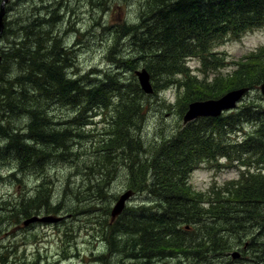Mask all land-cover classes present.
<instances>
[{
    "label": "trees",
    "instance_id": "16d2710c",
    "mask_svg": "<svg viewBox=\"0 0 264 264\" xmlns=\"http://www.w3.org/2000/svg\"><path fill=\"white\" fill-rule=\"evenodd\" d=\"M21 3L29 6L26 18H9ZM65 3L66 0H8L5 5L0 42L11 32L20 34L10 40L7 48L0 49V164L9 159L15 162L10 178L18 181L19 173L42 166L45 159L54 158L55 152L70 151L69 141L84 136L79 126L91 124L90 117L99 115L102 137L94 143L95 153L92 159L89 157L87 169L98 170L101 175L97 185L93 187L91 183L88 190L95 194L97 186L109 184L121 164L132 190L145 191L163 205L160 214L117 216L120 220L112 225L110 235L121 231L128 234L122 247L133 258L147 260L156 251L167 255L169 251H162L172 248H178L181 255L224 254L234 246L229 237L221 234L226 229L231 231L230 237L237 236L240 241L241 230L253 222L264 228V174L260 173L264 167H259L264 166V111L254 110L259 107L253 106V100L246 101L253 107H242L236 113L182 125L169 138L147 149H143L138 136L153 112L150 108L159 104L151 95L173 86L177 82L175 75L182 76L178 87H185L182 100H188L182 114L193 101L216 99L238 88L259 89L264 83V47L233 63L234 69L227 75L217 72L212 83L188 74L185 61L197 58L206 68L209 59L213 69L222 68L227 59L214 49L239 39L247 31L264 28V0H141L138 21L119 27L121 38L131 36L128 45L134 49L122 63L126 68L140 63L146 69L152 94L143 93L139 85L129 84L119 76V65L102 76L94 74L98 73L95 69L79 74L75 53L62 47L69 28H65ZM13 23L17 25L14 29ZM40 26L44 29L37 32ZM111 57L109 54V61ZM112 60L120 62L114 56ZM12 68L21 74L7 79ZM48 101L65 110V120L59 121L53 115ZM244 122L250 123L253 131L243 132L241 141L236 142L226 136V142V129ZM223 157L225 163L241 171L237 182H226L225 189L213 184L205 193L187 184L194 169L204 164L218 166V159ZM254 170L258 172L252 174ZM40 180L32 197L19 195L0 201L3 220L14 219L15 229L21 227L18 218L27 219L33 211L56 213L57 207H51L49 182L46 177ZM181 224L195 227V237L187 240L184 232L176 229ZM247 240L249 244L243 250L264 256V241ZM10 248L5 247L0 264L14 263Z\"/></svg>",
    "mask_w": 264,
    "mask_h": 264
},
{
    "label": "rangeland",
    "instance_id": "374dc122",
    "mask_svg": "<svg viewBox=\"0 0 264 264\" xmlns=\"http://www.w3.org/2000/svg\"><path fill=\"white\" fill-rule=\"evenodd\" d=\"M140 1L95 0L91 3L87 0H66L65 28L66 25L69 28H67L68 34L65 36L66 43L63 42L64 46L62 45V47L69 48L73 54L75 53L80 75H86L95 69L98 73L94 74L102 76L104 73L115 71L116 65H119V76H123L122 78L129 84L136 83L138 85L134 71L144 67L137 63L134 67L126 68L122 63L126 61L127 55L134 52V49L128 45V39L132 41L131 36H127L128 38L122 36L121 38L119 27L122 24L133 25L138 21L140 12L138 3ZM22 5L15 6L11 11L13 14H10L9 18L19 17V21L24 20L29 6ZM37 7L38 5L33 6V8ZM15 26L17 25L13 23L11 28L14 29ZM41 29H44V26H40L36 31L39 32ZM74 30L76 33L73 32ZM12 33L1 40L0 49L7 48L11 39L20 36L18 32ZM262 47H264V28L253 29L245 32L239 39L227 41L214 49V52L220 53L227 59L224 60L222 68L213 69L209 59L206 60L205 68L197 58L186 59L185 68L187 73L195 76L198 81L206 80L212 83L218 76L217 72L222 73L223 76L227 75L233 71V63ZM109 54L120 62L115 63L112 57L109 61ZM214 56L219 57L218 55ZM19 74L21 72L12 68L7 79H12ZM174 79L177 82L173 86L159 89L154 95H151L153 102H159V104L150 108V111L153 112L148 117L146 124H143L142 129L139 130L138 136L142 141L143 149H147L148 145L157 144L161 139L169 138L173 131L180 129L183 125L182 106L188 100L186 98H184V102L182 100L185 87H178V83L182 82V76L175 75ZM250 99L253 100L254 107H259L254 110L264 111V99L258 89L249 91L236 109L224 113V116L236 113L242 107L252 106L251 103L246 102ZM44 101L42 98V102ZM48 103L51 108L49 110L59 118V121L66 119L64 117L66 116L65 110L55 102L48 101ZM32 105L35 106V103ZM88 114L92 115V113ZM89 120L91 124L79 126L81 132H84V136L69 141L70 151L55 152L54 158L45 159L42 166L37 165V167H31L27 171L19 173L18 181L10 178V173L16 166L12 159L0 164V201L15 199L19 195L32 197L42 181L40 178L46 177L52 196L51 207H57V211L53 214H46L43 210L33 211L30 217L51 215L62 218L57 223L36 222L25 228L14 230V219L4 221L2 206H0V258L4 257L5 247L9 246L11 248L8 251L14 253L13 264H26V262L28 264H141L144 262L139 259V256L133 258L131 253L128 254V250L122 247V243L129 238L128 234L121 231L110 235L112 225L120 220L117 217L114 224L111 225L110 212L118 198L128 190L133 191V194L127 200L119 217L125 216V214L137 216L141 212L144 215L160 214L163 205L145 191L132 190L128 173L121 164L117 165L109 184L97 186L93 192L95 194L88 190L91 183L93 187L97 185L101 175L100 171H89L87 168L90 167L89 157L92 159L95 153L94 143L102 137L100 133L103 126L99 115L90 117ZM16 123L19 124V121ZM250 126V123L244 122L233 128H227L225 141L226 136L232 142L241 141L243 132L253 131ZM2 142L0 140V144ZM225 162L223 157L217 162L220 167L215 166V163L199 166L190 173L187 184L199 193L209 191L213 184L225 189L226 182H237L241 177V171L238 168ZM259 167L263 169L264 166L259 165ZM256 172L258 171L254 170L252 174H256ZM260 173L264 174V169ZM24 220L25 218H18V225ZM257 223L253 222L251 227L242 228L240 238L242 240L240 241H237V236L230 237L232 234L228 229L221 233L223 236L229 237L230 243L234 245L229 252L224 254L181 255L178 253L180 251L178 248H172L162 251V253L169 251L167 255H159L156 251L154 256L147 257L148 260L145 264H264L262 254H251L250 251L243 250L244 246L249 244L250 240L247 239L254 237L253 235H258L255 237L257 240L264 241V228L259 227ZM176 229L182 230L187 240H191L197 234L195 227L185 224L177 226ZM233 251L240 253V257L236 260H232L229 256ZM160 256L169 258H159ZM151 257L154 258L151 259Z\"/></svg>",
    "mask_w": 264,
    "mask_h": 264
},
{
    "label": "water",
    "instance_id": "95a60500",
    "mask_svg": "<svg viewBox=\"0 0 264 264\" xmlns=\"http://www.w3.org/2000/svg\"><path fill=\"white\" fill-rule=\"evenodd\" d=\"M7 1L8 0H2L0 3V36L4 27L5 5ZM134 75L137 79L141 91L145 94H152L153 89L148 72L144 68H142L140 70H136L134 72ZM259 91L262 95V98L264 99V83L259 86ZM248 92V88H238L226 92L217 99L193 101L188 104L187 109L182 116V123L183 125H186L200 118H218L223 113L234 110L238 106V104L241 103L245 94ZM131 195V191H126L118 198L110 212V216L112 219L117 217L122 212L125 206V202L131 197ZM60 220H62L61 217H55L51 215L42 217L32 216L22 222V227H27L29 224H33L36 222L57 223ZM230 257L235 260L239 257V253L232 252L230 254Z\"/></svg>",
    "mask_w": 264,
    "mask_h": 264
},
{
    "label": "bare ground",
    "instance_id": "6f19581e",
    "mask_svg": "<svg viewBox=\"0 0 264 264\" xmlns=\"http://www.w3.org/2000/svg\"><path fill=\"white\" fill-rule=\"evenodd\" d=\"M6 13V12H5ZM67 18V17H66ZM64 46V45H63ZM50 61V60H49ZM142 61V60H141ZM73 68V67H72ZM121 172V171H120ZM28 177V176H27ZM15 180V179H14ZM43 184V183H42ZM40 187V186H39ZM146 193V192H145ZM33 194V193H32ZM18 206H19V204H18ZM59 209V208H58ZM133 212V211H132ZM131 219V218H130ZM122 228V227H121ZM123 230V229H122ZM118 238V237H117ZM104 243V242H103ZM103 249V248H102ZM113 249V248H112ZM105 250V249H104ZM107 251H109V250H107ZM114 255V254H113ZM167 258H169V257H167ZM122 259V258H121ZM126 260V259H125ZM141 260H144V262L143 263H141V264H145L146 262H147V260L145 259V258H142ZM131 261V260H130ZM137 263V262H136ZM135 264V263H134Z\"/></svg>",
    "mask_w": 264,
    "mask_h": 264
},
{
    "label": "flooded vegetation",
    "instance_id": "af4514ba",
    "mask_svg": "<svg viewBox=\"0 0 264 264\" xmlns=\"http://www.w3.org/2000/svg\"><path fill=\"white\" fill-rule=\"evenodd\" d=\"M121 215V214H120ZM115 220H116V218L115 219H110V223H111V225L112 224H114V222H115ZM187 228V227H186ZM254 237H250V239H253V238H255L256 236H258V235H253ZM249 239V238H248ZM239 255H240V253H239Z\"/></svg>",
    "mask_w": 264,
    "mask_h": 264
}]
</instances>
